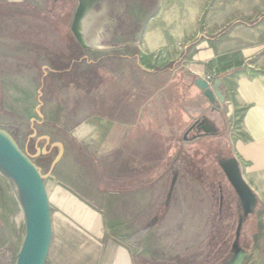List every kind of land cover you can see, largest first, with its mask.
I'll list each match as a JSON object with an SVG mask.
<instances>
[{
	"label": "rangeland",
	"instance_id": "rangeland-1",
	"mask_svg": "<svg viewBox=\"0 0 264 264\" xmlns=\"http://www.w3.org/2000/svg\"><path fill=\"white\" fill-rule=\"evenodd\" d=\"M142 1L106 0L89 33L95 47L75 51L77 0H0V129L39 168L54 219L64 214L52 199L63 180L82 199L94 198L77 212L103 210L108 236L137 264H223L241 209L216 161L232 156L238 124L221 81L264 52V0ZM195 52L214 54L223 102L185 90L188 76L177 81L173 70ZM58 57L67 68L53 65ZM97 117L132 124L136 134L109 152H91L71 130ZM202 120L211 131L193 139L196 130H188ZM27 210L0 173V264L24 256ZM240 244L249 252L244 264H264V202L244 220Z\"/></svg>",
	"mask_w": 264,
	"mask_h": 264
},
{
	"label": "crops",
	"instance_id": "crops-1",
	"mask_svg": "<svg viewBox=\"0 0 264 264\" xmlns=\"http://www.w3.org/2000/svg\"><path fill=\"white\" fill-rule=\"evenodd\" d=\"M258 27L259 38L264 40V26L260 28L258 24ZM148 30L149 27L144 31V38L149 35ZM213 57L214 54L209 52H195L187 63L173 71L184 70L188 78L193 76L194 80L200 78L203 81L211 75L214 81L218 72ZM221 82L230 110L238 116L231 141L232 156L238 160L247 185L258 200L264 202V52L252 61L251 66L230 72ZM127 124L91 118L74 127L71 137L87 150L104 154L116 148L122 139L133 136L134 126ZM57 182L52 199L61 203L64 214H56L55 219L50 214L51 198L45 185L50 244L44 264H137L132 252L108 236L106 224L110 218L103 210L85 205L87 209L77 212L78 203H95L94 198L82 199V193L71 189L69 183Z\"/></svg>",
	"mask_w": 264,
	"mask_h": 264
},
{
	"label": "water",
	"instance_id": "water-1",
	"mask_svg": "<svg viewBox=\"0 0 264 264\" xmlns=\"http://www.w3.org/2000/svg\"><path fill=\"white\" fill-rule=\"evenodd\" d=\"M105 2L106 0H77L70 23V31L82 49L95 47L90 43L89 33L96 19L106 13L107 6ZM219 84V78H215L211 85L200 78L196 81V85L204 91V94L210 100L213 99V94H215L219 101L223 102L224 96L219 90ZM196 124H204V120L195 121L188 131ZM210 131L211 128L208 124L203 125L202 132L196 129V133L192 138L194 139ZM0 145L3 146L7 155L4 164L27 184L29 191L30 203L25 246L30 247V253L27 257L22 256L17 264H44L50 244V215L47 193L42 180L43 176L33 162L32 157L21 150L14 138L3 129H0ZM216 161L233 188L241 209V213L237 217L230 256L223 264H244L248 259L249 252L241 247L240 234L244 220L255 210L257 197L245 182L239 162L234 156L218 154L216 155ZM176 178L177 174L173 173L166 196V205L170 200ZM154 220L155 218H152L143 229L134 234V237L144 235L153 225Z\"/></svg>",
	"mask_w": 264,
	"mask_h": 264
},
{
	"label": "bare ground",
	"instance_id": "bare-ground-1",
	"mask_svg": "<svg viewBox=\"0 0 264 264\" xmlns=\"http://www.w3.org/2000/svg\"><path fill=\"white\" fill-rule=\"evenodd\" d=\"M6 158H7L6 152L3 146L0 145V173L8 179L22 207L24 209H28L26 212L29 213V206L27 207L28 202L30 203V198H28L29 197L28 186L12 170H10L6 166V164H4ZM29 253H30V247L27 248L24 255L27 257L29 256Z\"/></svg>",
	"mask_w": 264,
	"mask_h": 264
},
{
	"label": "trees",
	"instance_id": "trees-1",
	"mask_svg": "<svg viewBox=\"0 0 264 264\" xmlns=\"http://www.w3.org/2000/svg\"><path fill=\"white\" fill-rule=\"evenodd\" d=\"M150 0H143L142 2L143 3H147V2H149ZM155 1V0H154ZM153 1V2H154ZM140 29V26L139 25H136L132 30H131V32L133 33V32H135V31H137V30H139ZM75 45H77L76 46V48H75V51H77V50H80V49H82L80 46H79V44L75 41ZM77 57V56H76ZM75 58V57H74ZM52 63H53V65L57 68V69H65V68H67V64H64V62H63V59L62 58H57L56 60H53L52 61ZM74 66H77V65H75L74 64ZM92 67H94L95 68V66L94 65H91ZM85 73H88L89 75H90V77H93L92 75H93V72H91V69H89V71H86ZM188 73H186V71H184V70H179L178 72H176V76H178V79H177V81H179V80H181V79H183V76H185V75H187ZM191 78V79H190ZM189 78V80H190V82H192L189 86H186L185 84H184V88H185V90H190V89H192V88H196V89H199L200 90V88L196 85V84H194V78H193V76L192 77H190ZM257 201H259L258 200V198H257Z\"/></svg>",
	"mask_w": 264,
	"mask_h": 264
},
{
	"label": "built area",
	"instance_id": "built-area-1",
	"mask_svg": "<svg viewBox=\"0 0 264 264\" xmlns=\"http://www.w3.org/2000/svg\"><path fill=\"white\" fill-rule=\"evenodd\" d=\"M205 81L207 82L208 85H211L212 82H213V76H211V75H207V76L205 77Z\"/></svg>",
	"mask_w": 264,
	"mask_h": 264
},
{
	"label": "flooded vegetation",
	"instance_id": "flooded-vegetation-1",
	"mask_svg": "<svg viewBox=\"0 0 264 264\" xmlns=\"http://www.w3.org/2000/svg\"><path fill=\"white\" fill-rule=\"evenodd\" d=\"M203 125H204V124H198V125L196 124V125L193 127V129H194V130L199 129V130L202 131V129H203ZM193 129H192V130H193ZM209 134H210V133H209Z\"/></svg>",
	"mask_w": 264,
	"mask_h": 264
}]
</instances>
